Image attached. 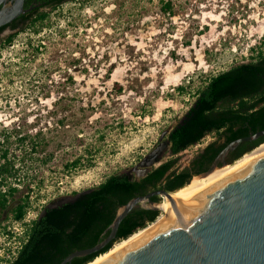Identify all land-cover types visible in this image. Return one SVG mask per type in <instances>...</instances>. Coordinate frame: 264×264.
Returning <instances> with one entry per match:
<instances>
[{
	"label": "rangeland",
	"instance_id": "obj_1",
	"mask_svg": "<svg viewBox=\"0 0 264 264\" xmlns=\"http://www.w3.org/2000/svg\"><path fill=\"white\" fill-rule=\"evenodd\" d=\"M160 1L74 0L45 8L41 27L1 32L0 130L41 131L46 140L38 152L10 140L20 176L39 182L26 220L110 174L138 177L169 158L179 171L217 140L209 133L172 157L166 135L205 77L264 52V0H169L171 15ZM81 154L80 167L67 171ZM24 229L0 213V249Z\"/></svg>",
	"mask_w": 264,
	"mask_h": 264
},
{
	"label": "trees",
	"instance_id": "obj_2",
	"mask_svg": "<svg viewBox=\"0 0 264 264\" xmlns=\"http://www.w3.org/2000/svg\"><path fill=\"white\" fill-rule=\"evenodd\" d=\"M71 1L74 0H24L25 8L33 7L0 27V34L6 28L21 31L35 25L41 27L49 16L45 8ZM160 10L171 15V2L161 0ZM14 36L15 33L7 34L2 38V44H10ZM251 57L253 60L205 77L193 94L188 92L193 100L166 135L172 157L198 143L205 135L215 133L217 140L208 143L192 159L194 164L209 163L229 142L264 129V52L254 50ZM177 90L179 93L185 92L183 86H178ZM12 137L32 152L40 151L46 145V140L41 136V131L27 134L18 129L10 131L6 127L0 130V213L9 214L14 221L22 222L31 205V187L38 188L39 182L20 176L19 171L24 163L10 152ZM259 139L236 154L232 161L248 152ZM82 157L81 154L66 162L64 168L68 171L80 167ZM175 159L169 158L138 177L126 173L110 174L90 191L81 193L76 202L43 207L41 216L29 223L22 222L25 228L24 242L10 264H58L70 252L94 246L106 235L103 232L112 222L119 206L129 199L160 188L172 192L186 184L191 174H187V167L175 171ZM160 198L158 195L152 197L154 201ZM161 215L159 210L135 206L121 220L113 241L98 252L74 257L66 264H86L110 250L115 242L129 237Z\"/></svg>",
	"mask_w": 264,
	"mask_h": 264
},
{
	"label": "water",
	"instance_id": "obj_3",
	"mask_svg": "<svg viewBox=\"0 0 264 264\" xmlns=\"http://www.w3.org/2000/svg\"><path fill=\"white\" fill-rule=\"evenodd\" d=\"M32 7L25 8L24 0H0V27ZM164 135L165 132L159 139ZM261 137H264V129L229 142L218 152L208 170L193 173L191 177L232 164L237 159L231 162L224 159L229 151L242 142L256 141ZM263 142L264 139L258 141L248 152ZM164 146L161 143L158 152ZM155 162L154 156L141 164L150 166ZM146 172L145 168L139 175ZM170 193L160 188L129 199L119 206L112 222L104 230L106 235L102 240L92 247L70 252L58 264L98 252L114 240L121 220L135 206L159 210L155 206L159 201H154L152 197L170 196ZM189 202H175L178 208L176 216L104 264H264V156L225 177Z\"/></svg>",
	"mask_w": 264,
	"mask_h": 264
},
{
	"label": "bare ground",
	"instance_id": "obj_4",
	"mask_svg": "<svg viewBox=\"0 0 264 264\" xmlns=\"http://www.w3.org/2000/svg\"><path fill=\"white\" fill-rule=\"evenodd\" d=\"M264 156V142L255 147L252 151L244 154L239 159L234 161L235 163L219 166L214 168L208 174H199L192 178V181L187 186L183 187L177 193H170V196L162 195V200L159 203H156L155 206L159 208L162 212V215L156 220L149 224H147L143 228H139L137 231L133 232L127 238H124L118 242H116L110 250L105 253H102L96 256L93 260L87 262L86 264H104L108 260H110L113 256L120 253L122 250L126 249L130 245H132L137 240L148 235L154 229L158 228L166 221L170 220L172 217L176 216L178 213V208L175 205V202L180 201L183 203H190L189 201L192 198H195L200 193H203L208 188L212 187L214 184H217L225 177L233 173H237L238 171L246 168L252 162L256 161L260 157ZM185 188V189H184Z\"/></svg>",
	"mask_w": 264,
	"mask_h": 264
},
{
	"label": "flooded vegetation",
	"instance_id": "obj_5",
	"mask_svg": "<svg viewBox=\"0 0 264 264\" xmlns=\"http://www.w3.org/2000/svg\"><path fill=\"white\" fill-rule=\"evenodd\" d=\"M264 139V137H261L259 140H262ZM254 143H256V141H251L249 143H240L238 146H236L233 150L229 151L226 156H225V161L227 162H231L233 157L238 154L240 151L242 150H246L248 149L251 145H253ZM194 159V158H193ZM212 162H209V163H192V160L190 161V163L188 164V166H186L188 168V170L186 171L187 174H193V173H199V172H204L206 170H208L210 168V166L212 165ZM183 169V168H182ZM127 174V173H126ZM129 175V174H128ZM199 175V174H198ZM194 176H197V175H193L190 180L184 185L182 186L181 188H178L174 191H172L171 193H177L179 192V190H181L183 187L187 186L188 184L191 183L192 181V178ZM95 187V186H93ZM93 187H88V188H85V189H82L80 191H76L74 192L71 196H66V197H62V198H59V199H56V200H53L50 204L44 206V207H50V206H54V205H57V204H62L64 202H76L78 200V197L81 193H84V192H87V191H90ZM161 202V201H160ZM159 202V203H160ZM140 206V205H139ZM44 213V210L42 209V211L37 214L36 217H39L41 216L42 214ZM25 238V237H24ZM18 252V251H17ZM17 255V253H16ZM14 259V258H13ZM12 259V260H13ZM12 260L10 261H7L5 264H10L12 262Z\"/></svg>",
	"mask_w": 264,
	"mask_h": 264
},
{
	"label": "built area",
	"instance_id": "obj_6",
	"mask_svg": "<svg viewBox=\"0 0 264 264\" xmlns=\"http://www.w3.org/2000/svg\"><path fill=\"white\" fill-rule=\"evenodd\" d=\"M34 219V218H33ZM31 220H26L25 218L22 220L23 223H29ZM22 222H20L22 224ZM21 235V234H19ZM6 236H8V234L6 233ZM21 237V240H17L15 242V245H13L11 247V249H9L8 247H4L2 246L0 249V264H5L7 261L12 260L15 256L17 251L19 250V248L21 247L22 243L24 242V234L22 232V236H19V238ZM12 238H15V236H12ZM14 243V242H13ZM5 254H2L4 253Z\"/></svg>",
	"mask_w": 264,
	"mask_h": 264
}]
</instances>
